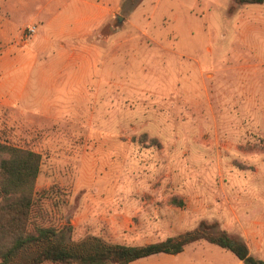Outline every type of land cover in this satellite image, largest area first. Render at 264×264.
Here are the masks:
<instances>
[{
  "label": "rangeland",
  "instance_id": "obj_1",
  "mask_svg": "<svg viewBox=\"0 0 264 264\" xmlns=\"http://www.w3.org/2000/svg\"><path fill=\"white\" fill-rule=\"evenodd\" d=\"M110 2L122 15L87 36L43 32L48 9L5 12L0 55H17L3 73L22 97L0 109V141L42 155L47 223L137 245L218 221L264 260V2ZM61 58L51 79L41 63ZM175 256L238 260L206 240Z\"/></svg>",
  "mask_w": 264,
  "mask_h": 264
},
{
  "label": "trees",
  "instance_id": "obj_2",
  "mask_svg": "<svg viewBox=\"0 0 264 264\" xmlns=\"http://www.w3.org/2000/svg\"><path fill=\"white\" fill-rule=\"evenodd\" d=\"M233 2L229 14L237 5L264 0ZM41 162L40 153L0 141V264H129L155 254H178L199 240L231 251L244 264H264L239 235L205 219L193 229L144 244L112 242L94 234L73 239L70 225L60 229L45 219L46 190L39 194L35 189ZM172 202L182 206L175 198Z\"/></svg>",
  "mask_w": 264,
  "mask_h": 264
},
{
  "label": "crops",
  "instance_id": "obj_3",
  "mask_svg": "<svg viewBox=\"0 0 264 264\" xmlns=\"http://www.w3.org/2000/svg\"><path fill=\"white\" fill-rule=\"evenodd\" d=\"M110 1L111 0H0V13H2L0 14V34L12 33L15 29V25L10 22L9 14L5 15L6 11L8 13L12 11H29L33 13V15L38 16L48 9L50 17L48 20H42L40 22L43 32H49L55 29L56 33L60 35H68L77 30V34L80 36H87L91 31L97 28L96 25L98 21L106 17V15H108L110 19L117 13L122 15L123 8L121 4H119V2L110 4ZM123 1L125 0H122V2ZM28 25L31 24L28 23L27 26ZM23 45H27L26 41H24V43L21 41L20 46ZM15 46L16 44H12L8 51L0 55V109L19 106V100L22 97L21 90L17 89L16 79L3 73V68L15 61L17 55L13 51ZM66 48L65 44L62 43L60 45V50L58 51L60 56L64 54ZM66 62L68 64L70 61L62 58L44 60L41 66L44 67L47 73H50L49 75H51L52 79L53 75L63 72ZM72 62H74V60H72ZM149 242L152 241L145 243ZM250 249L252 253V248L250 247ZM184 252L185 249L178 254H155L137 259L129 264H195L193 258L183 260L182 257L177 258L175 256H181ZM234 264H243V262L238 259Z\"/></svg>",
  "mask_w": 264,
  "mask_h": 264
},
{
  "label": "built area",
  "instance_id": "obj_4",
  "mask_svg": "<svg viewBox=\"0 0 264 264\" xmlns=\"http://www.w3.org/2000/svg\"><path fill=\"white\" fill-rule=\"evenodd\" d=\"M25 32L28 34V35H31V34H34L36 32V27L34 25H28L26 28H25Z\"/></svg>",
  "mask_w": 264,
  "mask_h": 264
}]
</instances>
